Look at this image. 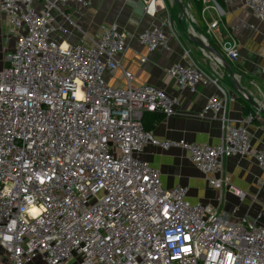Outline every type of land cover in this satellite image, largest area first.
I'll return each mask as SVG.
<instances>
[{"label": "built area", "instance_id": "2783aa9c", "mask_svg": "<svg viewBox=\"0 0 264 264\" xmlns=\"http://www.w3.org/2000/svg\"><path fill=\"white\" fill-rule=\"evenodd\" d=\"M36 1L0 2L16 36L8 65L0 68L3 263L264 264L263 224L248 217L228 220L217 208L192 204L186 187H164L160 171L143 157L149 145L182 148L211 186H228L243 200L246 193L223 170L227 158L253 155L264 171V150H253L248 127L253 115L232 124L226 91L186 49L184 60L166 73L180 89L195 92L209 82L219 88L221 95L209 96L199 117L221 122V140L157 139L144 126V114L176 115L180 98L133 81L122 65L128 34L112 23L97 38L82 32L77 42L63 43L55 13L73 24L66 8L88 1ZM241 2L264 21V0ZM162 5L164 0H146L144 10L154 14ZM172 26L170 20L153 23L137 39L149 51L166 48ZM217 26L213 22L211 29ZM222 47L238 60L233 37ZM108 69H122L125 86L110 85Z\"/></svg>", "mask_w": 264, "mask_h": 264}, {"label": "crops", "instance_id": "0c3cea01", "mask_svg": "<svg viewBox=\"0 0 264 264\" xmlns=\"http://www.w3.org/2000/svg\"><path fill=\"white\" fill-rule=\"evenodd\" d=\"M87 1V6L71 4L66 8L73 24L59 12L55 13L57 25L64 30H59L57 38L67 44L77 42L82 32L91 39L97 38L103 28L112 23L118 24L128 34L130 41L122 56V65L134 75L133 81L158 86L180 98L178 113L164 116L153 125L152 131L157 139H185L211 144H218L221 140V122L212 116L199 117L208 97L219 95V88L209 82L200 84L195 92L180 89L166 73V68L183 61L184 51L190 49L203 72L212 80L218 79V85L226 91L227 118L230 122L242 124L248 115H253L248 125L253 150H264V21L256 18L241 0H226L224 5L210 1L203 4L201 11L196 9L193 0H164V5L158 7L154 14L145 12L146 0ZM168 20L173 26L168 28L166 48L149 51L138 41L137 33L153 23ZM216 21L218 26L212 30L211 24ZM193 32L198 37L204 36L226 61L221 63L217 54L193 41L190 38ZM15 37L0 7V68L8 65L9 55L16 45ZM231 37L236 40L239 50L236 61L223 53L222 45ZM142 57H147V60L142 62ZM107 77L112 86L126 84L122 69H108ZM243 92L256 104L244 97ZM247 108L250 110L247 111ZM143 157L160 171L164 187H186L187 200L192 204L204 203L217 208L228 220L238 221L248 217L264 225V171L253 155L233 156L225 160L223 176L246 193L243 200L228 186L222 189L211 186L205 174L195 167L188 152L182 148L163 150L149 145ZM0 260H3L1 249ZM40 263L44 264L40 259L30 264Z\"/></svg>", "mask_w": 264, "mask_h": 264}, {"label": "trees", "instance_id": "16d2710c", "mask_svg": "<svg viewBox=\"0 0 264 264\" xmlns=\"http://www.w3.org/2000/svg\"><path fill=\"white\" fill-rule=\"evenodd\" d=\"M217 3L224 5L226 0H215ZM194 5L196 6V9L198 11H201L203 8V0H193ZM247 111L250 109L247 108ZM164 114L162 112H146L143 116L142 122L147 130H152L153 125L156 124L158 121H160L162 118H164Z\"/></svg>", "mask_w": 264, "mask_h": 264}, {"label": "water", "instance_id": "95a60500", "mask_svg": "<svg viewBox=\"0 0 264 264\" xmlns=\"http://www.w3.org/2000/svg\"><path fill=\"white\" fill-rule=\"evenodd\" d=\"M190 38L193 40V41H196L198 42L199 44H201L205 49H208L212 52H214L215 54L218 55L219 59H221L223 61V63L226 61L225 60V57L216 49L214 48L213 46L209 45L207 43V40L204 36H200L198 37L194 32L193 33H190ZM237 90V89H236ZM238 91V90H237ZM249 98V96L247 97ZM249 100L253 103V104H256L251 98H249Z\"/></svg>", "mask_w": 264, "mask_h": 264}, {"label": "rangeland", "instance_id": "374dc122", "mask_svg": "<svg viewBox=\"0 0 264 264\" xmlns=\"http://www.w3.org/2000/svg\"><path fill=\"white\" fill-rule=\"evenodd\" d=\"M36 263H37V262H36ZM0 264H4V263H3V260H0ZM40 264H41V263H40Z\"/></svg>", "mask_w": 264, "mask_h": 264}, {"label": "bare ground", "instance_id": "6f19581e", "mask_svg": "<svg viewBox=\"0 0 264 264\" xmlns=\"http://www.w3.org/2000/svg\"><path fill=\"white\" fill-rule=\"evenodd\" d=\"M190 16H192V15H190Z\"/></svg>", "mask_w": 264, "mask_h": 264}]
</instances>
